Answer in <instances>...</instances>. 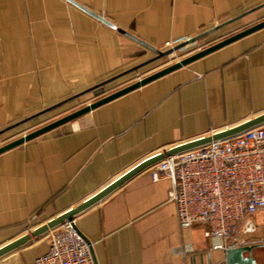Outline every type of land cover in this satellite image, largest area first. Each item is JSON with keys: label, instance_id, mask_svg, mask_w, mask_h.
Instances as JSON below:
<instances>
[{"label": "crops", "instance_id": "crops-1", "mask_svg": "<svg viewBox=\"0 0 264 264\" xmlns=\"http://www.w3.org/2000/svg\"><path fill=\"white\" fill-rule=\"evenodd\" d=\"M74 1L160 50L212 30L179 57L175 52L8 130V141L37 129L41 116L66 115L264 19V0ZM152 56L68 0H0V130ZM263 112L264 27L0 153V246L144 159ZM148 169L76 215L96 264H224V251L210 250L203 225L179 226L169 179L152 181ZM258 212L250 244L264 241V209ZM46 248V237L32 239L1 255L0 264H31ZM253 257L264 264V246Z\"/></svg>", "mask_w": 264, "mask_h": 264}, {"label": "built area", "instance_id": "built-area-1", "mask_svg": "<svg viewBox=\"0 0 264 264\" xmlns=\"http://www.w3.org/2000/svg\"><path fill=\"white\" fill-rule=\"evenodd\" d=\"M148 170L152 181L169 179L167 196L177 205L179 226L203 225L210 250L250 244L248 237L258 229L250 215L264 209V123L165 155ZM43 236L47 248L31 264H94L75 218Z\"/></svg>", "mask_w": 264, "mask_h": 264}, {"label": "water", "instance_id": "water-1", "mask_svg": "<svg viewBox=\"0 0 264 264\" xmlns=\"http://www.w3.org/2000/svg\"><path fill=\"white\" fill-rule=\"evenodd\" d=\"M71 3H73L74 5L78 6L79 8L83 9L84 11H86L87 13H89L90 15H92L93 17L97 18L98 20H100L101 22L105 23L106 25L112 27V28H116L119 32H121L122 34L128 36L129 38L133 39L134 41L138 42L139 44L143 45L144 47L148 48L149 50H151L154 53V56H152L151 58L131 67L126 69L125 71L114 75L94 86H92L89 89H86L72 97H69L68 99H65L55 105H52L46 109L41 110L40 112L33 114L29 117H26L12 125H9L3 129L0 130V135L7 132L8 130L19 126L29 120H32L33 118H36L37 116L44 114L54 108H56L57 106H60L61 104H64L65 102L71 100V99H75L78 98L88 92H92V91H97L100 88H102L104 85L108 84L109 82L122 77L124 75H127L129 73L138 71L140 68L158 60L161 58H164L166 56L171 55L172 53H174L177 50H180L182 48H184L185 46L192 44L194 42H196L197 40H199L201 37H203L204 35L208 34L211 30L202 32L198 35H195L193 37H190L176 45H173L172 47H169L168 49L165 50H160L157 49L151 45H149L148 43L144 42L143 40H141L140 38L136 37L135 35H132L131 33H128L127 31H124L123 29L117 28L113 23H111L110 21L106 20L105 18H103L100 15H97L91 11H89L88 9L82 7L80 4H78L77 2H75L74 0H68ZM243 15H240L239 17H241ZM236 17V18H239ZM234 19H231L227 22H225L224 24H228L230 22H232ZM264 27V19L249 26L246 27L236 33H233L207 47H204L203 49H200L198 51H196L195 53L184 57L182 59H179L177 61H175L174 63L159 69L158 71L151 73L145 77L139 78L136 81L126 85L125 87H122L110 94H107L93 102H89L86 105L66 114L63 115L29 133H25L22 136L13 139L12 141H9L3 145L0 146V153L14 148L20 144H23L33 138H36L50 130H53L67 122L72 121L73 119L91 111L92 109L122 95L125 94L141 85H144L160 76H163L177 68H180L184 65H187L188 63L192 62L193 60H196L210 52H213L231 42H234L260 28ZM264 123V112L260 113L258 115H255L251 118H248L236 125H233L231 127H228L226 129H223L221 131H217L214 133H210L208 135H205L203 137H199L197 139H193L191 141H187L185 143H182L180 145L171 147L169 149H166L165 151H162L160 153H156L155 155H152L150 157H148L147 159H144L143 161L139 162L138 164H136L135 166H133L132 168H130L128 171H126L125 173H123L122 175H120L119 177H117L116 179H114L113 181H111L110 183H108L106 186H104L102 189H100L99 191H97L96 193H94L93 195L89 196L88 198L84 199L82 202L78 203L77 205L70 207L68 209H66L65 211L57 214L55 217H52L50 219H48L47 221L41 222L39 223L36 227H34V229H32L31 231H27L26 233L22 234L21 236L17 237L16 239L0 246V256L31 241L32 239H36L39 238L41 236H43L49 229L59 225L61 222L65 221V220H72L73 218L76 217L77 214H79L80 212L84 211L85 209L89 208L90 206L94 205L95 203L99 202L100 200H102L104 197H106L108 194H110L112 191H114L115 189H117L121 184H123L126 180H128L129 178H131L132 176H134L136 173L144 170L145 168L150 167L151 165H153L154 163L158 162L159 160H161L162 158H164L165 155H171V154H175V153H179L194 147H197L199 145L208 143L212 140H217V139H221V138H225L234 134H237L239 132H242L248 128L260 125ZM87 242H89L87 239H85ZM264 246V242H259V243H254V244H249V245H242L239 247H234V248H228L224 251V264H256V260L253 257V249L256 247H261ZM90 253H91V257L93 260V263L96 264V261L94 259L93 253H92V249L90 247Z\"/></svg>", "mask_w": 264, "mask_h": 264}, {"label": "rangeland", "instance_id": "rangeland-1", "mask_svg": "<svg viewBox=\"0 0 264 264\" xmlns=\"http://www.w3.org/2000/svg\"><path fill=\"white\" fill-rule=\"evenodd\" d=\"M193 47V45H191L189 48H187L186 50H188V49H190V48H192ZM183 49V48H182ZM182 49H180V50H177V51H175V52H177V57H179V56H181V54L183 53V52H185L184 50H182ZM168 57L166 56V57H164V58H161V59H158V60H156V61H154V62H152V63H150L151 65L153 64V65H155L156 63L158 64H162V63H165L166 61H168ZM175 59V58H174ZM182 59V58H181ZM177 61V60H176ZM175 62V61H174ZM149 64V65H150ZM152 65V66H153ZM90 102H92V101H90ZM87 103H89V101H84L82 104H79V105H77V106H75V108H78L79 106L80 107H82V106H84V105H86ZM79 107V108H80ZM58 113V112H57ZM56 113V111H54V112H51V113H49V114H46V115H44V116H41V120H45V121H43V122H41L40 124H38V125H36V126H39V127H41V126H43V125H45V124H47V122L49 123V122H51L52 120H55V119H57V118H59V117H56L57 114ZM38 122V121H37ZM42 124V125H41ZM32 125V124H31ZM36 126H34V127H31V128H35ZM38 127V128H39ZM6 142H9L8 141V139H7V136H6V133L5 134H1L0 135V146L1 145H3V144H5ZM261 210V209H260ZM260 210H258V211H260ZM258 211H256L254 214H252V215H250L251 216V218H253V220L254 221H256L257 220V223H258V221L260 220V215L261 214H259V212ZM256 219V220H255ZM260 222V221H259ZM260 224V223H259ZM33 226V225H32ZM26 228V227H25Z\"/></svg>", "mask_w": 264, "mask_h": 264}, {"label": "flooded vegetation", "instance_id": "flooded-vegetation-1", "mask_svg": "<svg viewBox=\"0 0 264 264\" xmlns=\"http://www.w3.org/2000/svg\"><path fill=\"white\" fill-rule=\"evenodd\" d=\"M261 242H264V241H261Z\"/></svg>", "mask_w": 264, "mask_h": 264}, {"label": "bare ground", "instance_id": "bare-ground-1", "mask_svg": "<svg viewBox=\"0 0 264 264\" xmlns=\"http://www.w3.org/2000/svg\"><path fill=\"white\" fill-rule=\"evenodd\" d=\"M175 53V52H174ZM173 54V53H172Z\"/></svg>", "mask_w": 264, "mask_h": 264}]
</instances>
